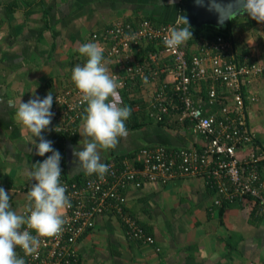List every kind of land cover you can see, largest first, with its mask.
I'll return each mask as SVG.
<instances>
[{
    "label": "crops",
    "instance_id": "crops-1",
    "mask_svg": "<svg viewBox=\"0 0 264 264\" xmlns=\"http://www.w3.org/2000/svg\"><path fill=\"white\" fill-rule=\"evenodd\" d=\"M180 4V0L172 4L169 0H0V187L8 193L13 210L24 212L26 188L34 183L28 172L37 161L43 162L51 155H35L31 135L21 132L15 119L20 99H43L49 92L57 95L74 88L72 69L86 62L78 52L85 43H97L103 48L102 62L109 75L127 76L126 68L134 62L144 66L171 64L156 42L146 41L134 47L129 56H112L108 51L115 39L105 37L118 23L133 28H139L144 21L154 26L171 24L181 15ZM94 35L98 39H93ZM191 42H185L189 57L200 48ZM153 54L159 58L157 62L151 60ZM230 55L237 62H264V23L235 28ZM164 80L171 82L173 77L165 73ZM131 81L136 80L128 79L127 85ZM155 85L149 83L134 95L141 100L135 111L143 104L150 109L151 120L143 118L145 123L140 129L127 131L114 149L102 150V163L119 166L128 160L132 167L141 168L137 157L145 148L188 149L204 145L191 128H178L170 122L164 125L160 117L152 116L150 98ZM206 87L203 82L194 88L201 102L207 101L202 97ZM217 88L221 93L219 102L213 108L207 102L204 106L219 116L221 106L231 105L232 100L223 87ZM245 91L249 97L257 98L256 102H248L246 118L255 146L264 149V74L254 78ZM82 122L72 134L60 133L56 131L58 122L52 119L41 133L61 154V174L81 180L85 173L77 172L76 164L72 174L67 172L66 150L70 142L83 150L79 145ZM56 136L63 138L62 145ZM34 139L39 143V138ZM249 149L244 148L239 156L246 155ZM123 192L127 211L155 239L154 245L129 239L120 218L106 214L80 241L82 264H264V209L250 199L215 207L216 192L203 178L190 177L165 184L145 182L141 187L132 183ZM16 253L21 258L18 248Z\"/></svg>",
    "mask_w": 264,
    "mask_h": 264
},
{
    "label": "built area",
    "instance_id": "built-area-1",
    "mask_svg": "<svg viewBox=\"0 0 264 264\" xmlns=\"http://www.w3.org/2000/svg\"><path fill=\"white\" fill-rule=\"evenodd\" d=\"M175 26V22L154 26L144 21L139 28H133L118 23L105 37L115 39L108 54L129 56L134 47L146 41L162 46L171 64L144 66L134 62L127 66V76L114 75L120 85L118 89H123L128 79L142 80V88L154 82L156 85L150 98L152 116L160 119L167 116L173 122L191 128L203 139L204 145L188 149L145 148L137 157L141 168L132 167L128 160L119 166L109 163V171L103 179L95 175L74 181L62 174L60 182L66 186L71 203L65 211L63 231L51 238H42L35 254L26 255L17 247L25 264H82L80 241L94 230L97 219L106 214L120 218L129 239L154 245L155 239L127 211L123 190L132 183L141 187L145 182L165 184L178 178H203L209 188L217 192L215 207L247 198L264 209V149L255 146L246 118L247 100L253 103L257 98H245L244 95L245 88L254 78L264 74V62L249 64L233 60L230 55L232 43L223 37H218L207 47L202 46L188 58L185 43L175 50L164 45L165 35ZM93 39H98V35ZM150 58L153 62L159 59L156 54ZM165 73L172 75L171 82L160 80ZM203 82L210 84L205 102L194 94V88ZM217 84L231 95L232 100L231 105L227 103L219 109L221 118L204 106L207 102L209 108H213L219 102L221 93ZM85 107L86 104L80 103L76 87L53 95L50 110L54 113L52 119L58 122L56 131L72 134L82 122ZM244 148L250 149L240 157ZM30 187L31 184L26 190L29 191Z\"/></svg>",
    "mask_w": 264,
    "mask_h": 264
},
{
    "label": "clouds",
    "instance_id": "clouds-1",
    "mask_svg": "<svg viewBox=\"0 0 264 264\" xmlns=\"http://www.w3.org/2000/svg\"><path fill=\"white\" fill-rule=\"evenodd\" d=\"M172 3L174 0H169V4ZM197 3H202V0H197ZM210 10L219 13L218 22L221 25L225 20H233L245 13L257 23H264V0H233L227 5L211 0ZM175 25L169 29L163 41L170 50L192 39V30L185 15H178ZM78 52L86 57V62L72 69L71 79L80 94V103L86 104V107L79 133L82 137L79 145L83 150H73L78 160L75 170L87 176L96 174L103 179L109 166L101 162L100 153L114 149L119 138L127 136L125 122L131 116V109L121 106L117 91L120 85L114 75H109L108 68L102 62L103 48L97 43H85L78 48ZM9 104L16 106L13 101H9ZM52 104L53 95L49 92L43 99L34 97L27 102L20 99L16 107L15 119L21 126V132L31 135L35 155H51L43 162L37 161L28 172L34 183H31L26 195L23 213L10 207L9 195L0 187V264H25L23 258H18L16 248H21L26 255L37 253L42 238L58 235L66 223L65 211L71 207V203L66 195V186L60 182L62 157L52 147V141L41 135L54 116L50 110ZM34 138H39V143ZM29 151L32 152V148Z\"/></svg>",
    "mask_w": 264,
    "mask_h": 264
},
{
    "label": "trees",
    "instance_id": "trees-1",
    "mask_svg": "<svg viewBox=\"0 0 264 264\" xmlns=\"http://www.w3.org/2000/svg\"><path fill=\"white\" fill-rule=\"evenodd\" d=\"M186 1L187 0H180V2H181L180 5H181V15H185L187 17V15H186ZM241 24L243 27L251 28V27H253L259 23H257L255 20H252L250 17L247 16V14H245V15H240V16L233 18V20L231 21V23L229 25H227L226 27L221 28V29L216 28V27H212V26H205L202 29L195 31L190 26L191 27L190 30H192V39H189V40H190V42L193 40L195 43H198V46H200V48L202 46L207 47L209 44H211V42L213 43L214 41H216V39L218 37H223L226 41L232 43L234 40V30H235V28L241 26ZM191 43H193V42H191ZM187 52H190V51L187 49ZM188 58H191V57L188 56ZM242 60H241V62H238V63H244L245 62V61L243 62ZM164 79H165V74H162V78L160 80L163 81ZM142 85H143L142 80L131 81L125 88L119 90L123 106H128L131 109V116L125 122L127 131L140 129L142 127L143 123H145L144 119L149 118L148 120H151V118H152L150 109L146 108L143 104L140 107L139 111H137V112L135 111V107L140 105L141 100L134 97V95L136 94V92H139L142 89ZM209 86H210V84L207 83V87H206L207 92H206L205 96L204 95L202 96L205 99L208 98ZM217 86H219V84H217ZM244 93H245L244 94L245 98H248L249 96H248L247 92L244 91ZM247 103H248V100H247ZM246 110H247V108H246ZM161 119H162V122L164 125L169 124V122H170L174 126L177 125L178 128L184 127V126L178 124L177 122H173V120H171L167 116H164ZM56 139L59 143H61V145L63 144V138L61 136H58ZM131 157H132V155H131ZM118 159H120V158H116V160H118ZM107 164H109V163H107ZM64 175L66 177H68L65 172H64ZM82 176H84V178H85L86 175L82 174ZM71 180L79 181L81 179L80 178H73ZM216 194H217V192H216ZM226 204H229V203L224 202L223 207Z\"/></svg>",
    "mask_w": 264,
    "mask_h": 264
},
{
    "label": "water",
    "instance_id": "water-1",
    "mask_svg": "<svg viewBox=\"0 0 264 264\" xmlns=\"http://www.w3.org/2000/svg\"><path fill=\"white\" fill-rule=\"evenodd\" d=\"M233 0H216V3L227 5L232 3ZM211 0H202V3H197V0L186 1V15L190 26L198 31L205 26H212L216 28H224L231 23L232 20H225L221 25L219 21V13L215 10H210ZM246 14V13H245ZM240 16V15H237ZM236 16V17H237ZM235 18V17H234ZM76 146L73 143H68L66 150V163L67 172L72 174L73 166L78 162L77 158L74 157L73 150ZM77 149V148H76ZM76 167V166H75Z\"/></svg>",
    "mask_w": 264,
    "mask_h": 264
}]
</instances>
